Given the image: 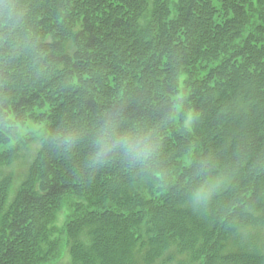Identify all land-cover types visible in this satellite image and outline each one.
<instances>
[{
    "label": "trees",
    "instance_id": "1",
    "mask_svg": "<svg viewBox=\"0 0 264 264\" xmlns=\"http://www.w3.org/2000/svg\"><path fill=\"white\" fill-rule=\"evenodd\" d=\"M23 118L0 264H264V0H0V145Z\"/></svg>",
    "mask_w": 264,
    "mask_h": 264
},
{
    "label": "rangeland",
    "instance_id": "2",
    "mask_svg": "<svg viewBox=\"0 0 264 264\" xmlns=\"http://www.w3.org/2000/svg\"><path fill=\"white\" fill-rule=\"evenodd\" d=\"M183 79H184L183 77L180 79V85H179L180 89H182ZM179 95L182 96V93H180ZM45 108H49V106L48 107L46 106ZM35 110L36 108H34L32 111L30 110L27 111L26 115L28 114L27 116L30 117V113H33V111ZM49 112H50V109H47V111L45 112L48 114L47 118L50 115ZM187 118L189 119V115ZM22 122H23L22 124L23 126L11 129L14 136H11L10 140L7 143L0 145V160L2 157L5 158V155H8L14 151H16V155L17 154L19 155L20 150L21 151L26 150L22 144L24 142H29V141L33 142L31 143V146L27 147L30 149L31 154H32V152H34V150L39 147L40 141L46 135L47 130H48L47 128L49 127V126L46 127L48 125V122L46 121L37 122L36 120L34 121L32 119L30 120L29 118L28 119L23 118ZM22 162L24 163V161ZM7 166L8 164L6 161L5 162L0 161V170ZM12 167L14 169V172L17 170H21V168L23 167L21 165V160L14 162L12 164ZM15 185L17 186L18 183L16 182ZM13 187L14 186H12V189ZM85 205L86 203H84V199L81 196H78L75 194L70 193V194L65 195L63 198H61L58 201V204L56 205L55 209L53 210L51 219L49 222V234L51 235L50 237L56 236L57 234L59 235L64 221L68 217L72 216V214L75 213L77 206H81L85 208L87 206ZM63 255L64 256L62 257V259L56 264H65L67 258L65 257L66 256L65 254Z\"/></svg>",
    "mask_w": 264,
    "mask_h": 264
}]
</instances>
